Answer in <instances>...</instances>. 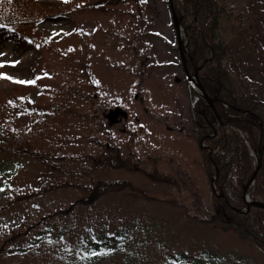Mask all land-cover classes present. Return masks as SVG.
I'll list each match as a JSON object with an SVG mask.
<instances>
[{
  "label": "rangeland",
  "instance_id": "374dc122",
  "mask_svg": "<svg viewBox=\"0 0 264 264\" xmlns=\"http://www.w3.org/2000/svg\"><path fill=\"white\" fill-rule=\"evenodd\" d=\"M115 1L29 0L25 19L12 3L5 6L0 1V19L27 42L0 39V117L21 128L19 132L35 149L46 146L58 156L80 158L92 152L99 157L103 149L89 143L93 137L116 148L142 170L169 177L176 187L156 185L140 174L98 172L96 181L130 180L144 195L106 196L95 208L79 209L63 221L57 211L77 203L82 195L56 186L82 182L62 177L42 181V168L32 162L0 158L9 176L0 181V264H87L83 260L93 242L113 243L120 232L126 242L96 264H127V260L189 264L174 261L179 256L194 260L191 264H264V254L250 242L200 222L213 215L211 180L191 118L188 83L168 0ZM136 1L141 3L143 16L137 14ZM245 1L227 0L228 11L234 15L231 22L244 19L245 13L238 8ZM250 2L255 9L250 10L251 17L264 27V0L246 3ZM233 57L244 85L264 92V44L260 50L242 44ZM30 79L37 90L27 92L21 86L28 83L18 81ZM91 83L97 84L93 111L89 114L83 103L80 110L92 117L73 118L81 127L66 113L50 124L6 111L13 98L26 97V93L33 103L48 102L42 97L43 84L82 90ZM217 124L228 128L223 122ZM42 218L45 222L40 223ZM70 222L75 227L60 241H44L28 249L29 239L39 229L53 226L56 234ZM14 231L17 235L12 238ZM15 245L28 253L11 257Z\"/></svg>",
  "mask_w": 264,
  "mask_h": 264
},
{
  "label": "trees",
  "instance_id": "16d2710c",
  "mask_svg": "<svg viewBox=\"0 0 264 264\" xmlns=\"http://www.w3.org/2000/svg\"><path fill=\"white\" fill-rule=\"evenodd\" d=\"M1 1V0H0ZM29 0H4V5L13 4L15 12L26 17V10L30 7ZM130 2L131 0H123ZM109 2V0H104ZM116 0L114 3H118ZM239 7L240 12L245 13L242 21L240 17L236 22H231L234 17L228 11L227 0H173L177 15L181 19L184 28L189 37V51L191 60H188V67L191 73L198 70V76L201 84L207 93L220 100L215 106L221 115L223 121L229 124L226 130L221 128L214 137H208L206 144L211 153L201 151V158L204 170L208 177L216 172L218 173L217 188L224 195V198L212 196L213 215L208 220H200L209 229H216L226 233H233L235 236L250 242L261 253L264 254V208L253 207L249 213L242 214L236 209L245 207L244 187L251 178L255 168V158L253 152H257L264 146V92L262 88L256 86L246 87L235 71V60L233 53H240L242 44L249 46L255 45L261 49L264 44V27L261 26L253 16L252 3H246ZM101 4V3H100ZM137 14L143 16L144 10L140 2H137ZM251 10V11H250ZM226 35V36H225ZM0 39L15 41L18 44L27 43L21 35H17L9 25L0 19ZM242 43V44H240ZM31 77V76H30ZM41 80V78L39 77ZM240 80V81H239ZM30 81H32L30 79ZM249 85V84H248ZM42 88V97H46L48 102L33 103L29 99V93L26 97H15L12 99L6 111L9 114L18 112L31 119L38 118L42 122L52 124L53 120L63 113L73 118L83 117L91 118L80 110V103H83L89 111H93V98L97 94V84L91 83L87 89H78L70 85L52 86L48 85ZM21 88H28L27 92L37 89L32 88V84H26ZM189 100L191 103V118L194 123L196 137L200 143L201 139L213 134L211 123L214 121V115L211 110L205 111V102L192 88L189 87ZM79 102V104H77ZM88 104H91L89 106ZM228 105V107L226 106ZM239 110H245L240 112ZM204 112V114H203ZM58 117V118H59ZM261 119L263 127L258 121ZM77 127L82 124L74 121ZM44 128L48 127L42 123ZM21 128L12 123H7L6 119L0 117V158L4 160H18L21 162H32L35 166L42 168L41 180L49 178L60 180L62 178H72L80 180L82 183L59 184L56 188L70 187L81 194L77 203H73L64 210L57 211L60 220L70 219L77 210H91L97 206L106 196L144 195V191L133 184L130 180H95L96 173L108 171H123L133 174H140L156 185H166L175 188V182L169 177L158 174H150L140 167L136 166L129 159L123 158L116 148L107 143H99L91 137L89 143L92 146L99 144L103 149L101 156L95 157L93 153L80 158L63 155L58 156L52 150L35 149ZM262 167L257 175V180L252 184L249 195L252 200L264 202V149L262 151ZM0 163V181L3 178H9L2 169ZM178 186V184H176ZM3 191L0 186V193ZM127 192V193H126ZM146 198V197H145ZM10 205V204H9ZM57 213L55 215H57ZM186 215L189 213L186 211ZM65 217V218H63ZM193 221H197L194 220ZM45 222V218L40 223ZM52 225V224H51ZM75 227L70 222L64 225L56 234L53 233V226L46 229H39L34 236L29 239L28 249L36 247L44 241L58 242L68 231ZM14 231L12 236L15 237ZM11 238V239H12ZM126 242L122 232L113 243H100L99 239L91 244V249L83 261L87 264H96L104 261L110 254L120 250L123 243ZM89 243V240H88ZM107 244V245H106ZM28 253L26 249L15 245L14 257L16 253ZM105 253L107 255H90V253ZM3 253L1 248L0 254ZM172 261V259H170ZM178 263H195L183 256L174 260ZM127 264H134L127 260Z\"/></svg>",
  "mask_w": 264,
  "mask_h": 264
},
{
  "label": "water",
  "instance_id": "95a60500",
  "mask_svg": "<svg viewBox=\"0 0 264 264\" xmlns=\"http://www.w3.org/2000/svg\"><path fill=\"white\" fill-rule=\"evenodd\" d=\"M168 4H169V7H170L171 17H172V21H173V26H174V29H175L177 45H178V52H179V55H180V60H181V64H182L185 76H186V80L202 96V98L207 102L208 107H210L213 110H215V106H214L215 99L210 97L208 95V93L205 91L204 87L202 86V84L199 81L197 73L193 77L191 75V73L189 72V70H188L187 57L189 55V52H188V48H187V43L185 45L183 44L182 33H184V36L186 38H188V36H187V33H186V31H185V29H184V27L182 25L181 20L179 19L178 15L176 14V11H175V8H174V4H173V0H168ZM187 41H188V39H187ZM258 120L260 121L259 118H258ZM262 149L259 152H257L255 170H254L250 180L248 181V183L246 184V186L244 188L245 189L244 201L246 202L247 206L243 210H238V212H240V213H248L252 207L264 208V202L252 201L250 199L249 194H248L250 186L252 185V183L255 182V180L257 178V175H258V172L260 171V169L262 167ZM217 178H218V174H216V178H215V180H213V182L216 181ZM212 188H213L214 193L216 194V191H215V188H214L213 185H212ZM216 196H219V195L216 194ZM219 197H223V195H220Z\"/></svg>",
  "mask_w": 264,
  "mask_h": 264
},
{
  "label": "snow or ice",
  "instance_id": "6c2138e0",
  "mask_svg": "<svg viewBox=\"0 0 264 264\" xmlns=\"http://www.w3.org/2000/svg\"><path fill=\"white\" fill-rule=\"evenodd\" d=\"M65 2H67V0H65ZM10 63L15 64V63H17V62H16V61H12V62H10ZM0 66H2V65H0ZM0 75H3V74H0ZM7 78H8V79H13L12 77H7ZM18 82H19V83H29V84H34V83H35V81H18ZM98 254L107 255L108 252H105V253H95V252L90 253V255H93V256L98 255Z\"/></svg>",
  "mask_w": 264,
  "mask_h": 264
},
{
  "label": "bare ground",
  "instance_id": "6f19581e",
  "mask_svg": "<svg viewBox=\"0 0 264 264\" xmlns=\"http://www.w3.org/2000/svg\"><path fill=\"white\" fill-rule=\"evenodd\" d=\"M182 41H183V44L185 45L186 44V37L184 36V34H183V37H182Z\"/></svg>",
  "mask_w": 264,
  "mask_h": 264
}]
</instances>
